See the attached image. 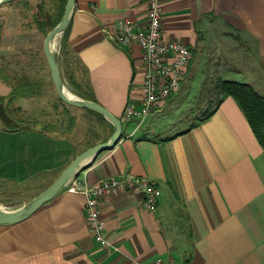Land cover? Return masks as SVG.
<instances>
[{
	"label": "crops",
	"instance_id": "1",
	"mask_svg": "<svg viewBox=\"0 0 264 264\" xmlns=\"http://www.w3.org/2000/svg\"><path fill=\"white\" fill-rule=\"evenodd\" d=\"M13 3L0 5V67L10 75L0 78V97L24 77L32 93L12 102L24 108L41 95L34 91L37 81L50 74L39 50L21 49ZM145 8V0H75L67 45L86 68L88 94L121 120L122 135L67 185L141 175L158 187L155 210L136 193L104 194L108 244L100 246L87 226L84 194L63 186L27 218L0 224V264H264V149L236 101L226 96L208 118L160 138L142 136L134 120L123 119L125 104L139 97L144 68L137 41L117 43L114 37L119 20L140 24ZM161 28L164 39L193 51L187 71L206 35L216 28L236 34L247 56L224 68L222 78L264 95V0H163ZM61 134L0 125V205H21L77 153L101 142L76 143Z\"/></svg>",
	"mask_w": 264,
	"mask_h": 264
},
{
	"label": "rangeland",
	"instance_id": "2",
	"mask_svg": "<svg viewBox=\"0 0 264 264\" xmlns=\"http://www.w3.org/2000/svg\"><path fill=\"white\" fill-rule=\"evenodd\" d=\"M37 1L15 0L12 7L18 12L16 24L20 26H17L15 34L21 33V49L23 51L34 49L37 53L39 50L37 57L42 60L45 58L44 54L40 53L43 35L35 29L31 20V13L35 11ZM15 5L17 6L14 7ZM8 34L10 33L8 32ZM234 38L237 39L236 34L228 36L223 34L219 28L206 35V39H203L200 47L196 46L194 50L192 65L187 71L181 89L163 106L160 113L147 117L140 124L142 136L164 137L197 122V119L206 110L208 103H213L217 97L218 80L223 77L221 71L234 64L238 65L240 61L246 59V53ZM60 40L61 36L54 40L57 54H59ZM36 67L34 65V73H36ZM62 77L67 89L75 94L63 74ZM34 86L35 83L33 88ZM34 89L41 94L40 97L27 101L23 105L24 108L12 105V103L9 105V112L15 118L18 126L39 127L50 132L68 134L76 143H94L102 141L110 135V123L108 124L86 108L76 107L62 101L57 95L49 75L38 80ZM47 181L41 182L40 187L46 185Z\"/></svg>",
	"mask_w": 264,
	"mask_h": 264
},
{
	"label": "built area",
	"instance_id": "3",
	"mask_svg": "<svg viewBox=\"0 0 264 264\" xmlns=\"http://www.w3.org/2000/svg\"><path fill=\"white\" fill-rule=\"evenodd\" d=\"M162 2L145 0L142 22L136 24L127 19L119 20L118 33L114 37L117 43L136 40L141 48L144 72L140 94L136 100L125 104L122 113L124 120H134L137 127L147 116L158 112L163 102L180 89L192 57V50L187 45L177 40L164 39L161 28ZM67 189L84 194L87 226L94 242L100 246L108 244L100 210V199L104 194L117 191L139 194L143 206L154 211L159 193L154 181L132 174L103 178L88 187L73 183L67 185Z\"/></svg>",
	"mask_w": 264,
	"mask_h": 264
},
{
	"label": "trees",
	"instance_id": "4",
	"mask_svg": "<svg viewBox=\"0 0 264 264\" xmlns=\"http://www.w3.org/2000/svg\"><path fill=\"white\" fill-rule=\"evenodd\" d=\"M65 1L66 0H38L36 2L35 11L31 13V20L35 29L43 36L60 19ZM67 31L68 26L61 35L59 54L56 53L58 66L67 82L72 86L75 94L93 100L91 95L88 94L89 82L86 68L79 57L67 45ZM9 77L10 75L7 69L0 67V78L4 81H8ZM16 82L15 84L17 85L11 87V92L8 97H0V125L6 129H12L18 125L15 118L9 112V105L16 98L24 95L28 96L32 93V87L28 79L23 77ZM226 96H231L236 101L256 139L264 149V95L256 92L252 86L246 82L220 78L217 84V97L213 103H208L206 110L199 119L204 120L208 118ZM86 110L105 120L98 113L89 109ZM109 126L112 132L113 129L111 124H109Z\"/></svg>",
	"mask_w": 264,
	"mask_h": 264
},
{
	"label": "water",
	"instance_id": "5",
	"mask_svg": "<svg viewBox=\"0 0 264 264\" xmlns=\"http://www.w3.org/2000/svg\"><path fill=\"white\" fill-rule=\"evenodd\" d=\"M11 1L13 0H0V5ZM74 3L75 0L65 1L60 19L43 36L42 52L49 69L53 87L60 99L67 104L86 108L98 113L111 124L113 131L106 140L88 146L77 153L46 187L21 205L14 208L0 205V224L17 223L30 216L43 203L51 199L81 168L86 166L100 152L111 149L121 138L122 124L117 116L94 100L80 97L75 94L74 96H68L64 92L66 85L56 60V52L51 48L50 44L54 38L61 36L68 26Z\"/></svg>",
	"mask_w": 264,
	"mask_h": 264
},
{
	"label": "bare ground",
	"instance_id": "6",
	"mask_svg": "<svg viewBox=\"0 0 264 264\" xmlns=\"http://www.w3.org/2000/svg\"><path fill=\"white\" fill-rule=\"evenodd\" d=\"M54 40H55V38L53 39V41H51V44H50V46H51V48L53 50H55V48H54ZM64 92L68 96H74V94L70 90H68L67 87L64 88Z\"/></svg>",
	"mask_w": 264,
	"mask_h": 264
}]
</instances>
